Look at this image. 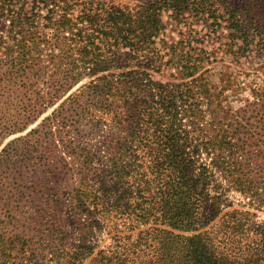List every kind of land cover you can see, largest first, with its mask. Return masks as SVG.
<instances>
[{
  "label": "trees",
  "instance_id": "16d2710c",
  "mask_svg": "<svg viewBox=\"0 0 264 264\" xmlns=\"http://www.w3.org/2000/svg\"><path fill=\"white\" fill-rule=\"evenodd\" d=\"M165 12L178 24L230 25L225 53L236 60L264 53V0H0V142L62 100L0 151L20 155L31 177L0 203V264H81L92 254L85 230L67 249L65 201L72 219L118 212L123 225L154 224L116 234L97 264H264L250 235L255 213L232 209L208 226L231 191L264 206V83L218 115L212 53L161 37ZM163 70L173 79L154 77ZM82 118L110 123L123 157L97 189L88 182L95 153L72 128ZM60 145L78 166L75 187L52 181L71 170Z\"/></svg>",
  "mask_w": 264,
  "mask_h": 264
},
{
  "label": "rangeland",
  "instance_id": "374dc122",
  "mask_svg": "<svg viewBox=\"0 0 264 264\" xmlns=\"http://www.w3.org/2000/svg\"><path fill=\"white\" fill-rule=\"evenodd\" d=\"M128 5H133L134 0H121ZM164 22L166 23V33L161 37L166 41H184V43H191L194 46H201L212 53L211 60L205 65V67L211 69V80L213 87L217 93V100L215 103V109L217 114L225 116L230 114L229 109L231 107L240 105L246 98L251 96V91L254 87L262 86L264 83V53L256 55L255 58L248 56L242 57L240 60H236L233 57L225 53L226 41H229L228 34L231 33L230 25L226 23H219L217 25H202L200 23L187 25L189 22L178 24L173 18L168 16L165 12L163 15ZM231 37V36H230ZM249 59H253V63ZM154 77L163 80H172L167 70H163L159 73H154ZM89 77L84 78L69 92L76 90L82 84L88 82ZM59 100L56 105L45 111L39 119L29 125L24 131L10 134L6 136L0 142V151L11 140L25 135L31 128L35 127L41 119L50 114L53 109L61 102ZM94 112L91 110V113ZM74 131H78L80 139H82L83 145L91 149L95 153L94 162L92 163L94 174L88 176V182H90L95 189L100 186V181H108L115 162L119 164L123 157H119L114 149L115 142L111 141L112 125L108 122H100L97 126L92 125L87 119L82 118L77 124L72 126ZM121 132L118 129L114 130ZM77 133V132H76ZM127 133L121 132L117 135L124 137ZM23 141H18L10 145V150L18 146L20 149L23 147ZM61 153L65 156V159L70 162L68 167L71 169L68 172V177L60 175L59 177H52V181L58 185V187L67 186V188L75 187L79 184L80 174L78 173L77 165L73 163L72 158L65 153L63 146H59ZM26 153V150L24 151ZM14 152L0 156V203H4L7 191H16L19 189H26L31 186V177L27 172V166L20 155H13ZM61 165V163H54ZM63 168V167H62ZM57 172L61 170V167L56 169ZM129 190L133 193L136 192V186L134 183H128ZM41 186H39L40 188ZM40 190V193H42ZM69 190V189H68ZM228 196L232 201L231 206L222 208L210 221L209 225L215 224L222 217L225 212L232 209H244L250 210L255 213L253 220L254 223L251 227L250 233L252 238H255L260 243V247L264 246V206L253 207L247 204V199L243 198V195L237 192H229ZM133 202V201H132ZM69 203L67 201L62 203V223L66 230V240L68 242L67 249H71L72 245L78 242L76 239L79 231L85 230L88 232L86 245L94 246L92 254L86 255L81 264H97L95 261L96 253L99 249L111 245L113 237L118 235H131L136 236L140 230H146L147 228L154 226V224L137 225L136 221H127L126 225L122 224L124 214L118 213L116 216L111 215L107 219H101L97 222L91 221L88 217H79L72 219L67 214ZM108 209L114 210L113 205L109 202ZM92 224V225H91ZM136 225L133 227V225ZM91 225V226H90ZM157 227L167 228L168 226L162 224H155ZM207 226V227H208ZM115 227V228H113ZM206 227V228H207ZM205 228V229H206ZM116 229V230H114ZM194 232H187L186 234H193ZM68 251V250H67Z\"/></svg>",
  "mask_w": 264,
  "mask_h": 264
}]
</instances>
